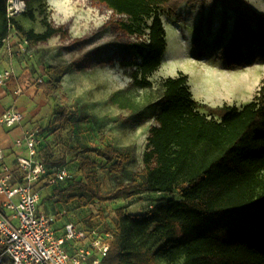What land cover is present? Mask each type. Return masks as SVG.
Segmentation results:
<instances>
[{
    "label": "trees",
    "instance_id": "16d2710c",
    "mask_svg": "<svg viewBox=\"0 0 264 264\" xmlns=\"http://www.w3.org/2000/svg\"><path fill=\"white\" fill-rule=\"evenodd\" d=\"M97 1L122 17L123 30L135 37L129 44L133 61L123 66L131 69L132 87L138 90L153 88L150 78L161 68L168 48L162 16L177 17L185 3L199 5L195 48L204 44V31L212 35L218 19L220 26L212 52L220 53L228 68L251 67L264 59V14L243 0ZM8 3L9 0H0V52L13 30L32 45L58 34L49 24L41 34L25 30L9 17ZM57 72L62 75L64 70ZM39 88L48 96L52 94L43 83ZM161 92L157 101L147 104L121 98L124 91L111 97L112 104L130 112L131 123L156 121L142 171L128 183L105 192L97 171L83 169L82 179H72L52 189L53 197L88 208L147 193L179 195L141 215L119 209L114 227L105 224L102 233L93 230L101 238L110 235L105 239L109 250L100 264H130L126 261L127 247L134 227L143 233L166 229L176 235L185 252L184 264H264V84L241 110L199 103L184 73L164 79ZM202 109L218 119L209 118ZM68 116V111L56 114L53 123L64 124ZM88 152H92L91 148L77 146L67 149L62 160L44 163L64 166L68 158L79 159ZM93 152L106 161L114 175L121 174L132 160L130 149H117L106 141ZM4 262L14 264L7 255Z\"/></svg>",
    "mask_w": 264,
    "mask_h": 264
},
{
    "label": "rangeland",
    "instance_id": "374dc122",
    "mask_svg": "<svg viewBox=\"0 0 264 264\" xmlns=\"http://www.w3.org/2000/svg\"><path fill=\"white\" fill-rule=\"evenodd\" d=\"M243 1L264 14V0ZM8 15L27 31L44 33L46 24L58 31L49 41L32 45L13 30L0 52V63L9 65L16 79L26 81L38 90L43 83L52 91L49 96L40 94L43 101L38 104L39 113L30 121L39 131L38 158L43 162L59 161L69 148H91L92 152L79 159L70 157L63 165L76 180L82 179L83 169L96 170L105 192L128 183L134 174L142 171L150 131L156 126L155 120L131 123L130 112L111 103L113 94L124 91L120 97H130L134 103L155 102L162 96V81L184 73L190 79L195 100L211 108L236 107L241 110L253 101L264 84V59L251 67L230 69L220 53L212 52L220 26L218 19L212 35L204 31V44L200 49L194 47V31L200 20L197 4H183L177 17L162 16L170 40L166 54L170 50L172 54L169 61L163 59L159 71L150 78L153 88L147 91L132 87L131 69L123 66L124 62L133 61L129 44L135 37L123 30L122 17L97 0H9ZM232 24L229 23L230 27ZM59 69L64 70L62 75L58 74ZM64 111L69 113L67 121L54 124V116ZM201 112L218 119L206 110ZM103 141L117 149L131 150L132 160L121 174H111L106 161L95 156L93 150ZM50 193V189L42 193L43 201H46H42L40 210H48V205H58L70 222L89 233H102L105 224L114 227L119 209L141 215L167 198H179L177 193H147L81 208L76 202L67 203L66 199L59 202L53 193L49 197ZM127 251L126 261L130 264H184L186 259L177 236L166 229L151 234L134 227Z\"/></svg>",
    "mask_w": 264,
    "mask_h": 264
},
{
    "label": "built area",
    "instance_id": "2783aa9c",
    "mask_svg": "<svg viewBox=\"0 0 264 264\" xmlns=\"http://www.w3.org/2000/svg\"><path fill=\"white\" fill-rule=\"evenodd\" d=\"M15 77L11 69L0 68V86ZM19 90L17 95H22ZM25 116L10 109L0 117V126H22ZM39 131L32 129L15 141L19 154L16 168L4 163L5 151L0 146V264L4 255L14 264H100L109 245L105 238L89 233L74 222L64 225L61 234L54 227L56 216L40 210L45 189H55L72 175L64 166H54L38 158ZM64 216V213H59Z\"/></svg>",
    "mask_w": 264,
    "mask_h": 264
},
{
    "label": "crops",
    "instance_id": "0c3cea01",
    "mask_svg": "<svg viewBox=\"0 0 264 264\" xmlns=\"http://www.w3.org/2000/svg\"><path fill=\"white\" fill-rule=\"evenodd\" d=\"M0 68H7L13 70L9 65L4 62L2 64L0 63ZM19 90L23 91L22 95L20 96L17 95V92ZM41 93H43L41 89L38 90L34 87H30L28 85V82L18 80L16 79V77L5 86H0V117L8 110L14 108L20 110L25 116V121L22 126H17L11 129L7 128L6 126H0V146L4 149L6 155L3 164L16 168V157L19 152L15 148V141L19 137H21L24 132L34 129V127L31 126L30 121L34 116H36V114L39 113L40 109L38 108V104L39 102L43 101V97L40 95ZM198 102L205 104L200 101ZM50 190L51 193L49 194V197H52L53 192L52 189ZM3 201L4 197H0V204ZM44 201H46V199H44ZM41 211L53 217L58 215L56 216V222L54 224V227L57 230L58 234L62 232L64 225L70 222V219L68 217H65L66 212L62 208H59L58 205H48V210ZM59 213H64V216L60 215Z\"/></svg>",
    "mask_w": 264,
    "mask_h": 264
},
{
    "label": "bare ground",
    "instance_id": "6f19581e",
    "mask_svg": "<svg viewBox=\"0 0 264 264\" xmlns=\"http://www.w3.org/2000/svg\"><path fill=\"white\" fill-rule=\"evenodd\" d=\"M251 1H252V0H251ZM258 10L261 11L260 8H259ZM168 31H169V33L171 32L169 28H168ZM169 49H170V40H168V50H169ZM171 54H172V50L168 51L167 54H165V56H164L163 59L169 61Z\"/></svg>",
    "mask_w": 264,
    "mask_h": 264
}]
</instances>
